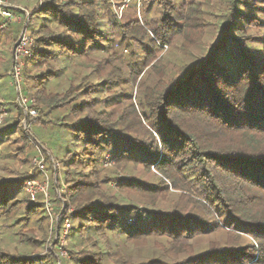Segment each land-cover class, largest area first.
Here are the masks:
<instances>
[{"label": "trees", "instance_id": "1", "mask_svg": "<svg viewBox=\"0 0 264 264\" xmlns=\"http://www.w3.org/2000/svg\"><path fill=\"white\" fill-rule=\"evenodd\" d=\"M211 1L150 0L158 17L127 22L111 0L12 10L0 87L25 31L20 94L39 118L30 127L7 97L0 109V239L24 245L0 242V264H264V0H215L206 53L176 67L160 56L203 43ZM39 151L51 225L26 189ZM138 168L158 184L118 175Z\"/></svg>", "mask_w": 264, "mask_h": 264}, {"label": "rangeland", "instance_id": "2", "mask_svg": "<svg viewBox=\"0 0 264 264\" xmlns=\"http://www.w3.org/2000/svg\"><path fill=\"white\" fill-rule=\"evenodd\" d=\"M4 3H6L7 5H9V7L11 6L12 9L16 8L19 9L21 8L24 4L28 2H32V0H2ZM113 2V9H114V13L117 15V19L120 22H127L129 20L132 19H138L139 21H143L144 19L150 20V19H154L156 17H158V12L157 9L155 8V6H150V0H111ZM171 2H195L196 4H198L201 8H205L206 9V0H170ZM211 9L209 11V9L207 11H209L210 13L212 12V16L207 15V21L209 22V27H208V33L203 41V43L197 47H195L194 49L190 50L189 52H183L181 50H179L178 48L175 49H168L165 48L163 49V51H161L160 56H166V60L167 62H169L173 67L179 66L182 63H193L196 60H199L201 58V56H203V54L206 53L207 51V47L208 45L212 44L214 42L213 40V35H214V30L216 29V26L213 24L216 19V16L218 15V11H217V7H216V3L215 0L211 1ZM17 19H19V16H15ZM21 25V19L20 21H16L15 23L11 24L5 31V33H9L10 31L19 28ZM19 39V37H18ZM17 39V40H18ZM124 55L126 56V58H129V50H125L124 51ZM169 66L172 68V66ZM144 74V72H142L140 74V77ZM8 82H3L2 86L0 87V109L3 112L4 111V102L6 97L11 101L13 99H15L16 103L18 104V101H21V99L23 98V96L21 94H16V90L12 85L11 80H8ZM13 89L15 90V92L13 91ZM12 92L14 94H12ZM21 93V92H20ZM15 95L16 97L13 98ZM135 95V93L133 94ZM24 99V98H23ZM32 110V109H31ZM29 111V110H28ZM34 110H32L33 112ZM36 112V117H32L28 114V112L23 110L25 119H27L30 122V127H32V125L38 120L39 118V114L37 111ZM5 116V113L2 115V117ZM29 128V127H27ZM46 137L43 138V141H46ZM42 153V152H41ZM43 154V153H42ZM44 160H45V156L43 155ZM45 164V169L47 171V178L37 169L36 165H33V170H31L29 172V174H32L33 172V181L36 184V186H38L39 188L42 187V185L45 184V182H48V203L50 204L49 209L45 208L48 210L49 215H50V220H49V224L51 225V219L53 218V213L50 211V208L52 207L51 205V190H50V186L52 183V179H51V171H50V166L48 163H44ZM121 177H126V178H131L133 180H137L142 182L145 185L148 186H156L158 184V180L156 178V173L154 170H150V173H147L145 171H143L142 168H138L135 171H132L130 169H127L124 172H120L118 174ZM27 189V188H26ZM36 197V198H35ZM35 199H39V201L43 202L44 205L45 204V197L42 193L37 192L34 195ZM129 199V197L127 196H122V200H126ZM137 206L141 209V211H143L144 209H146L147 207L150 209L151 207L148 205L147 202L145 201H140V200H136ZM159 209H166V207H163L162 205L159 206ZM143 220H145V218H143ZM130 224H134V222L132 221V219L130 220ZM3 237L0 239V242L3 244V246L7 249H10L11 251L14 249H18V250H24V245L20 244L18 242L17 239H15L12 236H8L6 235H2ZM204 244V243H202ZM39 251V250H38ZM40 252V251H39Z\"/></svg>", "mask_w": 264, "mask_h": 264}, {"label": "built area", "instance_id": "3", "mask_svg": "<svg viewBox=\"0 0 264 264\" xmlns=\"http://www.w3.org/2000/svg\"><path fill=\"white\" fill-rule=\"evenodd\" d=\"M11 6L4 3L2 0H0V32L6 30L11 24L15 23L16 21H20V18L17 19L15 15L12 12ZM30 45V39L28 38V35L25 31H23L15 44L14 50H13V66L10 73V78L13 87L15 88L17 94H20V83H21V70H22V57L25 55L27 51V47ZM24 98V97H23ZM21 99V101H18V104L22 109L32 117H36V112L30 110L27 106L26 99ZM29 110V111H28ZM26 126V124H25ZM31 126V125H29ZM45 160L43 157V154L41 151L38 152V156L34 159V164L36 165L37 169L47 178V171L45 169ZM27 193L30 195L31 198H34V195L37 192H40L45 197V206L47 209H49L50 204L48 203V182L46 181L44 185H42L41 188L36 186L34 182H27L26 183ZM69 222H64V229H63V235L62 237L65 238L67 235V232L69 230Z\"/></svg>", "mask_w": 264, "mask_h": 264}]
</instances>
